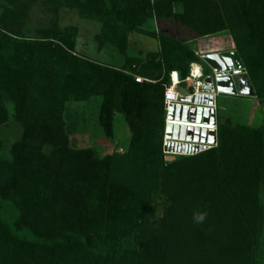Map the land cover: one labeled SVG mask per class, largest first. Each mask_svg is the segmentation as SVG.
Returning a JSON list of instances; mask_svg holds the SVG:
<instances>
[{
	"label": "trees",
	"instance_id": "16d2710c",
	"mask_svg": "<svg viewBox=\"0 0 264 264\" xmlns=\"http://www.w3.org/2000/svg\"><path fill=\"white\" fill-rule=\"evenodd\" d=\"M86 1L121 41L132 32L148 33L141 26L154 15L161 21L181 18L200 35L222 29L221 0L212 8L207 0ZM233 1L247 29L246 45L237 42L235 49L264 107V63L257 61L264 52V0ZM180 2L184 10L177 13L173 7ZM20 17L12 12L9 21L15 26ZM9 28L7 21L0 22V125L8 121V110L1 103L2 97H8L18 107L16 117L25 129L12 145V161L0 160V243L43 250L64 242L86 244L89 256L101 264H123L129 257L146 259L151 247L142 234L143 193L149 183H163L172 202V217L180 222L176 230L182 256L171 264H255L246 220L255 189L264 178V151L259 159L254 153L255 162L250 164L242 142L225 136L218 122L216 147L175 156L171 164L164 160V93L171 83L170 73L177 70L185 78L192 63H204L185 40L165 31L151 32L160 41L159 49L128 58L108 80L101 64L71 53L76 26L50 29L44 37L33 39H21ZM86 71L113 114L134 113L126 153L113 152L100 159L91 149H72L60 124L48 122L47 116L42 120L38 113L40 81L53 75L63 101L80 99ZM137 76L148 80L136 82ZM256 138V144L264 148V126ZM40 144L50 145L51 152H43ZM31 211L50 213L59 230L39 232L28 219ZM198 212L207 213L203 222L194 219ZM156 259L164 264L171 261L166 263L165 253Z\"/></svg>",
	"mask_w": 264,
	"mask_h": 264
},
{
	"label": "rangeland",
	"instance_id": "374dc122",
	"mask_svg": "<svg viewBox=\"0 0 264 264\" xmlns=\"http://www.w3.org/2000/svg\"><path fill=\"white\" fill-rule=\"evenodd\" d=\"M207 1L208 6L212 8L218 0ZM183 5L180 2L179 6L173 7L174 11L183 12ZM8 9L11 12H8ZM219 11L221 14L219 24L222 29L213 33L200 35L185 25L181 18H177L176 21L170 19L161 21L154 15L149 16L150 18L141 26L148 33L132 32L121 41L107 30L101 16L94 12L93 6L86 0H0V22L7 21L11 31L21 39L42 38L50 29L76 26L78 35L75 38V49L71 53L101 64L110 78L108 80H112L113 73L121 69L128 58L142 57L159 49L160 41L151 35V32L165 31L173 37L185 40V43L197 53L211 49L237 48V42L246 45L247 29L237 4L233 0H221ZM12 12L21 15L19 19L21 21H16L15 26L9 21ZM257 61L259 65L264 63V52ZM203 65L205 74L211 75L210 67L206 63ZM92 78L86 71L81 86L82 97L63 101L60 91L55 88V77L47 75L46 80L40 81L41 86L38 87L40 102L38 113L42 120L47 116L48 122L60 124L72 149H91L95 157L100 159L113 152L126 153L132 140L135 122H131L130 117L134 113L130 114L131 110H128L129 116L113 114L104 103L101 88L95 86L96 80ZM193 89L194 83L184 82L179 91L186 96L193 92ZM1 103L7 108L9 117L6 123L0 125L2 141L0 160L11 162L12 145L22 138L25 126L16 117L18 107L13 101L8 97H2ZM217 103L218 122L223 125L225 136L242 142L245 153L250 155L248 161L252 164L250 161H254V155L256 154L259 159L264 151L263 147L256 144L257 130L264 126V107L261 99L257 96L220 93ZM40 147L47 154L52 149L48 144H42ZM167 156L164 155L166 164H171L176 158L173 155ZM167 194L163 183H149L146 192L143 193L146 205L144 204L142 222L145 226L142 234L148 239L150 255L141 260L129 257L123 264H164L163 260L156 259L162 253L168 256L166 263L171 260L169 264L181 258L180 231L176 230L180 228V222H176L172 217V202ZM253 197L249 203L250 212L246 221L254 242L255 264H264V178L255 189ZM59 205L62 206L61 203ZM76 217L78 220L82 218L80 214ZM50 218L48 212L38 214L31 211L28 215L29 221L36 229L45 234L56 233L59 230ZM94 236L90 235L88 245H92ZM188 252L190 250L187 248ZM0 264H101V261L89 256L86 244L77 246L64 242L55 248L43 250L3 241L0 243Z\"/></svg>",
	"mask_w": 264,
	"mask_h": 264
},
{
	"label": "water",
	"instance_id": "95a60500",
	"mask_svg": "<svg viewBox=\"0 0 264 264\" xmlns=\"http://www.w3.org/2000/svg\"><path fill=\"white\" fill-rule=\"evenodd\" d=\"M203 61L210 67L212 74L207 77V81H214L219 93L236 96L255 97L256 91L252 85L244 63L236 49L213 51L208 50L202 53ZM185 104L174 110L171 108L169 118L175 117L181 122H190L197 127H187L186 124L176 123V125L168 124L166 128V136L174 139L201 141L216 143L217 132L214 129L208 130L209 125L216 123V109L209 108L214 105L212 96L198 95L196 98L189 97L184 99ZM203 126L204 128H200ZM206 146H202L200 151H205ZM180 153L196 154L199 150L183 151L178 148Z\"/></svg>",
	"mask_w": 264,
	"mask_h": 264
},
{
	"label": "built area",
	"instance_id": "2783aa9c",
	"mask_svg": "<svg viewBox=\"0 0 264 264\" xmlns=\"http://www.w3.org/2000/svg\"><path fill=\"white\" fill-rule=\"evenodd\" d=\"M200 58H202V54H199ZM205 63V62H204ZM196 66L199 67V69L196 68ZM247 72V71H246ZM207 75L205 74V69L203 63H192L190 66L189 75H187L185 78L181 77V74L179 71L174 70L170 73V79L171 83L166 86L165 93H164V106L166 111V117H165V130H164V137H163V152L164 155H173V156H180V155H195L193 154H187V153H180L177 151L178 148H182L183 151H189L198 149L199 151L196 153H200L203 151H200V148L202 146H206L205 150H209L213 147H216L218 145V116L216 115V123L215 125H209L207 127L208 130L214 129L217 132V142L216 143H209V142H201V141H188V140H181V139H174L172 137L166 136V128L168 124L176 125V123H180L181 121L176 120L175 112L174 117L172 119L169 118V114L171 111V108L174 107V110L176 111L178 107L185 104L184 99L189 97L196 98L198 95H207L212 96L214 99V105L209 106V108L216 109V112L218 110V103H217V97L218 94H220L216 88V85L214 81L208 82L207 81ZM136 82H144L148 79H145L141 76H137L135 78ZM184 82H192L194 83V89L193 92L190 94H187L186 96L182 95L179 91L180 86ZM182 124H186L187 127L193 126L194 128L197 127L196 124H191L190 122H181L180 126ZM200 128H204L203 126H200ZM168 157V156H167Z\"/></svg>",
	"mask_w": 264,
	"mask_h": 264
},
{
	"label": "clouds",
	"instance_id": "9594fccd",
	"mask_svg": "<svg viewBox=\"0 0 264 264\" xmlns=\"http://www.w3.org/2000/svg\"><path fill=\"white\" fill-rule=\"evenodd\" d=\"M207 213L206 212H198L194 213V219L196 220L197 223L203 222Z\"/></svg>",
	"mask_w": 264,
	"mask_h": 264
},
{
	"label": "crops",
	"instance_id": "0c3cea01",
	"mask_svg": "<svg viewBox=\"0 0 264 264\" xmlns=\"http://www.w3.org/2000/svg\"><path fill=\"white\" fill-rule=\"evenodd\" d=\"M235 48H226V49H222V50H234ZM212 50V49H211ZM213 51H221L220 49H213ZM206 51H201L199 54H202Z\"/></svg>",
	"mask_w": 264,
	"mask_h": 264
},
{
	"label": "bare ground",
	"instance_id": "6f19581e",
	"mask_svg": "<svg viewBox=\"0 0 264 264\" xmlns=\"http://www.w3.org/2000/svg\"><path fill=\"white\" fill-rule=\"evenodd\" d=\"M196 68H197V69H199V67H198V66H196Z\"/></svg>",
	"mask_w": 264,
	"mask_h": 264
}]
</instances>
